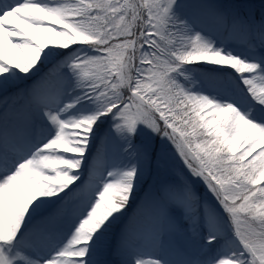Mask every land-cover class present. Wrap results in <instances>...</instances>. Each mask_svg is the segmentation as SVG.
<instances>
[{"label": "snow or ice", "instance_id": "obj_1", "mask_svg": "<svg viewBox=\"0 0 264 264\" xmlns=\"http://www.w3.org/2000/svg\"><path fill=\"white\" fill-rule=\"evenodd\" d=\"M0 264H264V0H0Z\"/></svg>", "mask_w": 264, "mask_h": 264}, {"label": "rangeland", "instance_id": "obj_2", "mask_svg": "<svg viewBox=\"0 0 264 264\" xmlns=\"http://www.w3.org/2000/svg\"><path fill=\"white\" fill-rule=\"evenodd\" d=\"M258 1V0H257ZM141 196V197H140ZM144 196H145V193H144V195L143 194H141V192H139L138 193V195H137V198H141L140 200H142L143 198H144Z\"/></svg>", "mask_w": 264, "mask_h": 264}, {"label": "trees", "instance_id": "obj_3", "mask_svg": "<svg viewBox=\"0 0 264 264\" xmlns=\"http://www.w3.org/2000/svg\"><path fill=\"white\" fill-rule=\"evenodd\" d=\"M144 193V191H141V194H143Z\"/></svg>", "mask_w": 264, "mask_h": 264}]
</instances>
